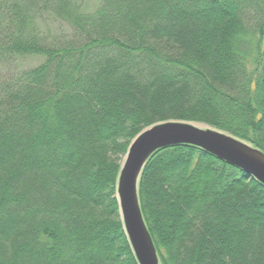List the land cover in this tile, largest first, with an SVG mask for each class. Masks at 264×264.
Returning a JSON list of instances; mask_svg holds the SVG:
<instances>
[{"label":"trees","instance_id":"obj_1","mask_svg":"<svg viewBox=\"0 0 264 264\" xmlns=\"http://www.w3.org/2000/svg\"><path fill=\"white\" fill-rule=\"evenodd\" d=\"M169 120L264 153V0H0V264H137L117 178ZM137 191L160 264H264V185L240 169L166 146Z\"/></svg>","mask_w":264,"mask_h":264},{"label":"water","instance_id":"obj_2","mask_svg":"<svg viewBox=\"0 0 264 264\" xmlns=\"http://www.w3.org/2000/svg\"><path fill=\"white\" fill-rule=\"evenodd\" d=\"M177 144L198 147L264 185V153L245 141L188 121L169 120L143 129L128 145L115 194L120 220L137 264H160L140 210L138 181L144 165L156 150Z\"/></svg>","mask_w":264,"mask_h":264},{"label":"rangeland","instance_id":"obj_3","mask_svg":"<svg viewBox=\"0 0 264 264\" xmlns=\"http://www.w3.org/2000/svg\"><path fill=\"white\" fill-rule=\"evenodd\" d=\"M76 5L85 12L94 11L99 5L101 0H73ZM39 29L42 33L48 35H69L71 28L64 21L57 20L49 14H45L42 19L39 20ZM41 58L38 56H27L19 61L20 66L29 67L38 64ZM195 123V122H192ZM200 124V123H198ZM203 126V124H200Z\"/></svg>","mask_w":264,"mask_h":264}]
</instances>
